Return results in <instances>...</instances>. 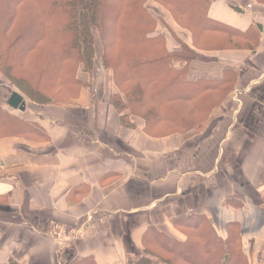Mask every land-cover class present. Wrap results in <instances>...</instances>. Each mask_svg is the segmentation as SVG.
Instances as JSON below:
<instances>
[{"label":"crops","instance_id":"obj_1","mask_svg":"<svg viewBox=\"0 0 264 264\" xmlns=\"http://www.w3.org/2000/svg\"><path fill=\"white\" fill-rule=\"evenodd\" d=\"M213 2V20L260 38L254 50L219 51L191 67V82L233 76L197 135L154 138L139 118L124 128L106 74L94 99L41 116L46 140L0 144V264H127L149 228L180 238L174 223L191 215L219 233L251 221L252 245L263 238L264 7L240 14L231 4L245 10L256 0Z\"/></svg>","mask_w":264,"mask_h":264},{"label":"trees","instance_id":"obj_2","mask_svg":"<svg viewBox=\"0 0 264 264\" xmlns=\"http://www.w3.org/2000/svg\"><path fill=\"white\" fill-rule=\"evenodd\" d=\"M213 6V0H0V75L28 108L22 115L11 109L0 91V144L46 140L41 116L78 106L83 94L94 99L95 82L106 74L124 128L134 129L139 118L154 138L197 135L218 99L232 93L233 76L214 86L191 82V67L219 51L254 50L260 38L213 20ZM250 224L234 222L219 233L207 216L191 215L174 223L180 238L149 228L142 255L127 264H264V236L252 245Z\"/></svg>","mask_w":264,"mask_h":264},{"label":"rangeland","instance_id":"obj_3","mask_svg":"<svg viewBox=\"0 0 264 264\" xmlns=\"http://www.w3.org/2000/svg\"><path fill=\"white\" fill-rule=\"evenodd\" d=\"M253 5H255V6H253V8L251 7V6H249V7H245L246 9L245 10H241V11H243V13H250V11H252V10H258V8H262V7H264V4H260V3H254ZM106 15H108V16H110L111 14L110 13H108V12H106L105 13V16ZM224 38V37H223ZM222 38V39H223ZM223 44H225V43H223ZM211 46H214V44L211 42ZM0 91H1V94L3 95L2 97H3V100H8L10 97H11V95H12V93H14V92H17L16 90H14L8 83H7V81L0 75ZM28 109V108H27ZM19 112V111H18ZM22 114H24V113H21V115ZM35 114L37 115V112H35ZM171 133H173V128H170V134ZM253 229V228H252Z\"/></svg>","mask_w":264,"mask_h":264},{"label":"water","instance_id":"obj_4","mask_svg":"<svg viewBox=\"0 0 264 264\" xmlns=\"http://www.w3.org/2000/svg\"><path fill=\"white\" fill-rule=\"evenodd\" d=\"M8 106L13 110L25 112L27 103L25 101V98L20 93L14 92L8 99Z\"/></svg>","mask_w":264,"mask_h":264}]
</instances>
